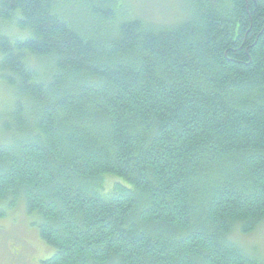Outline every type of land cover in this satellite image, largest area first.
<instances>
[{
	"label": "trees",
	"instance_id": "16d2710c",
	"mask_svg": "<svg viewBox=\"0 0 264 264\" xmlns=\"http://www.w3.org/2000/svg\"><path fill=\"white\" fill-rule=\"evenodd\" d=\"M181 1L0 0V217L41 264H264V0Z\"/></svg>",
	"mask_w": 264,
	"mask_h": 264
},
{
	"label": "rangeland",
	"instance_id": "374dc122",
	"mask_svg": "<svg viewBox=\"0 0 264 264\" xmlns=\"http://www.w3.org/2000/svg\"><path fill=\"white\" fill-rule=\"evenodd\" d=\"M128 4L130 15L133 16L137 11L146 18L165 23H172L182 13L181 0H129ZM130 4L134 6L130 8ZM9 95L0 80V115L5 110L6 102L9 103ZM33 221L21 203L8 210L6 216L0 217V264H41V260L52 254V248L39 237ZM233 238L243 247L264 254V223L248 234L235 231Z\"/></svg>",
	"mask_w": 264,
	"mask_h": 264
}]
</instances>
